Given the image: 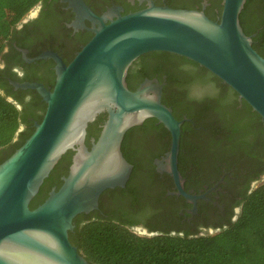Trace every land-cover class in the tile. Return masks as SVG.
Listing matches in <instances>:
<instances>
[{
    "label": "water",
    "instance_id": "1",
    "mask_svg": "<svg viewBox=\"0 0 264 264\" xmlns=\"http://www.w3.org/2000/svg\"><path fill=\"white\" fill-rule=\"evenodd\" d=\"M245 3L224 0L219 21L202 11L162 7L117 15L109 23L111 14L99 17L81 5L82 19L99 25L92 39L69 65L54 53L39 57L57 63L54 89L13 83L37 90L47 109L31 137L0 165V264H90L70 242L74 220L97 209L104 191L126 185L132 165L121 151L124 136L150 118L171 133L170 172L179 193L195 201L184 191L178 171L182 122L162 103L159 83L147 81L131 91L126 76L147 53L176 54L220 78L264 119V57L241 26ZM105 111L108 118L89 150L86 128ZM71 149L77 153L69 176L31 209L44 180Z\"/></svg>",
    "mask_w": 264,
    "mask_h": 264
},
{
    "label": "flooded vegetation",
    "instance_id": "2",
    "mask_svg": "<svg viewBox=\"0 0 264 264\" xmlns=\"http://www.w3.org/2000/svg\"><path fill=\"white\" fill-rule=\"evenodd\" d=\"M223 2L42 0L18 24L0 58L1 89L20 101L28 122L22 125L23 131L29 133L41 123L47 103L37 90L16 88L13 83H35L50 91L54 89L57 63L52 57H39L54 53L69 65L92 39L94 29L99 25L86 17L82 19V4L99 17L111 14L106 20L109 23L117 15L162 7L202 11L210 19L219 21ZM263 14L264 0H252L244 16V25L251 32L249 37L253 43L256 41L264 47ZM159 52L162 51L138 58L129 68L126 82L131 73L132 89L127 82L131 91H136L147 81L161 85L162 103L182 122L178 156L181 184L184 191L196 199L191 201L179 193L167 161L172 147L171 133L160 122L152 121L145 133L132 130L127 135L138 126L126 132L121 151L132 165L129 179L124 187L104 191L98 208L83 214L82 223L94 220L123 223L144 236L162 232L179 236L213 235L239 218L246 198L264 183V119H261V126H250L247 130L241 114L242 99L239 98L238 106H221L218 101L221 97L217 95L219 89L190 85L179 78L178 70L175 77L170 64L155 55ZM185 69L194 73L190 64ZM101 117L105 119L99 121ZM107 118L105 111L88 124L84 145L89 150L98 141ZM259 139L261 141L256 142ZM76 153V149L68 150L44 180L41 203L62 186L64 178L70 174ZM75 229L76 225L72 233ZM70 242L73 244L71 239Z\"/></svg>",
    "mask_w": 264,
    "mask_h": 264
},
{
    "label": "trees",
    "instance_id": "3",
    "mask_svg": "<svg viewBox=\"0 0 264 264\" xmlns=\"http://www.w3.org/2000/svg\"><path fill=\"white\" fill-rule=\"evenodd\" d=\"M41 1L0 0V58L16 32L18 24ZM251 3L252 0H247L240 14L241 26L247 36L251 32L244 25V16ZM261 19L264 24V14L261 15ZM253 48L264 57V47L261 44L255 41ZM155 55H160L170 64L172 67L170 71L174 76L178 70L182 81H188L190 85L201 84L213 90L219 89L217 95L221 97L218 99L221 106L231 104L238 106L240 98L238 93L198 63L167 52H159ZM188 64L193 66L194 73L185 69ZM130 75L131 73L127 82L132 89ZM10 98L11 93L1 89L0 86V156L2 158L0 165L22 147L35 131L19 132L22 125L28 123L27 117L24 110L19 107L20 101L15 98L11 101ZM242 101L241 114L246 121V129L248 130L250 126H258L262 122V117L253 111L245 100ZM104 119L101 117L99 121ZM152 121L158 120L147 119L142 126L131 129L127 135L132 130L145 133L152 125ZM260 141L261 139L256 140V142ZM43 193L42 186L30 204L31 209H35L45 201L40 202ZM83 219V214L75 218V233L70 232L69 237L90 264H264V183L246 198L239 218L213 235L179 236L162 232L154 236H144L133 232L123 223L94 220L83 224Z\"/></svg>",
    "mask_w": 264,
    "mask_h": 264
}]
</instances>
